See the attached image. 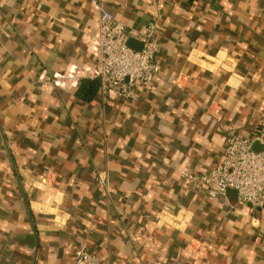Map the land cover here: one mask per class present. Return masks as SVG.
I'll return each instance as SVG.
<instances>
[{
    "label": "crops",
    "instance_id": "crops-1",
    "mask_svg": "<svg viewBox=\"0 0 264 264\" xmlns=\"http://www.w3.org/2000/svg\"><path fill=\"white\" fill-rule=\"evenodd\" d=\"M101 1L129 28L158 22L160 71L134 99L41 85L93 66L89 0H0V264L81 246L104 264H264V206L180 174L264 123V0Z\"/></svg>",
    "mask_w": 264,
    "mask_h": 264
},
{
    "label": "built area",
    "instance_id": "built-area-1",
    "mask_svg": "<svg viewBox=\"0 0 264 264\" xmlns=\"http://www.w3.org/2000/svg\"><path fill=\"white\" fill-rule=\"evenodd\" d=\"M97 14L98 28L92 38L94 64L86 69L75 68L68 73H53L41 77L42 86H61L78 77L99 82L104 96L134 99L139 88L148 87L160 71L158 61L160 43L158 22L153 20L142 29L129 28L103 4L89 0ZM142 42L139 49L129 45L130 39ZM224 155L220 163L205 172L180 168L183 180L193 191H202L211 197L237 192L239 202L252 209L264 206V123L253 127L251 136H242L230 129ZM256 145H259L256 147ZM102 186L107 179L99 175ZM71 264H104L102 259L85 246L79 247Z\"/></svg>",
    "mask_w": 264,
    "mask_h": 264
},
{
    "label": "trees",
    "instance_id": "trees-1",
    "mask_svg": "<svg viewBox=\"0 0 264 264\" xmlns=\"http://www.w3.org/2000/svg\"><path fill=\"white\" fill-rule=\"evenodd\" d=\"M94 80H96V79H94ZM94 80L92 81V83H89L88 89H85L86 98H89V99L93 98V96L96 94L97 89L99 88V82H97L98 80H96V81H94ZM87 82H89V80L86 81L85 83H87Z\"/></svg>",
    "mask_w": 264,
    "mask_h": 264
}]
</instances>
